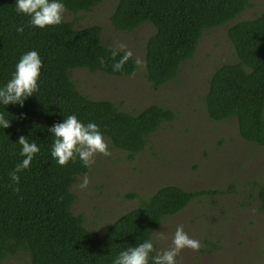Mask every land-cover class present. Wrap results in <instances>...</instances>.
Here are the masks:
<instances>
[{"label":"trees","instance_id":"1","mask_svg":"<svg viewBox=\"0 0 264 264\" xmlns=\"http://www.w3.org/2000/svg\"><path fill=\"white\" fill-rule=\"evenodd\" d=\"M101 0H0V264L27 253L30 264H152L148 246L163 219L193 200L223 194L164 185L100 234L74 214L72 187L89 162L60 132L107 137L130 157L175 120L167 108L138 113L82 94L76 69L115 77L139 70L137 59L105 45L100 25L76 28L57 14L89 12ZM249 0H118L110 17L117 31L146 23V77L154 89L176 78L207 30L234 21ZM237 61L218 65L204 97L210 119H237L240 137L264 146V12L227 30ZM234 189L235 185H230ZM264 208V187L260 189Z\"/></svg>","mask_w":264,"mask_h":264},{"label":"rangeland","instance_id":"2","mask_svg":"<svg viewBox=\"0 0 264 264\" xmlns=\"http://www.w3.org/2000/svg\"><path fill=\"white\" fill-rule=\"evenodd\" d=\"M118 0H101L89 12L76 15L57 8L76 28L100 25L105 45L134 56L136 74L115 77L76 69L71 78L80 92L94 100H109L124 111L138 113L150 105L172 110L147 146L130 157L105 137L90 139L60 128L62 135L89 162L88 174L72 187L74 214L102 234L122 214L135 209L164 185L187 191L219 190L200 197L174 216L163 219L148 246L152 264H264V146L239 135L236 118H209L204 97L215 68L237 56L227 30L230 25L264 12V0H249L234 21L207 30L194 57L182 64L176 78L154 89L146 77L145 46L155 27L146 23L133 32L117 31L110 17ZM234 184V189L231 188ZM2 264H30L27 253L8 256Z\"/></svg>","mask_w":264,"mask_h":264}]
</instances>
